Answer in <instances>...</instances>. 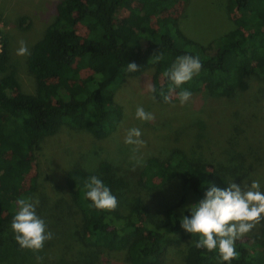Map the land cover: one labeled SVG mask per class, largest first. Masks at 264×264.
<instances>
[{
	"label": "trees",
	"instance_id": "obj_1",
	"mask_svg": "<svg viewBox=\"0 0 264 264\" xmlns=\"http://www.w3.org/2000/svg\"><path fill=\"white\" fill-rule=\"evenodd\" d=\"M185 1L59 0L55 20L33 44L27 59L37 81L34 94L21 89L17 69L10 64V38L0 29V232L18 210V199L36 197L40 186L36 175L30 177L46 138L66 127L98 139L119 130L123 108L117 94L128 78L154 69L151 85L155 98L163 103L160 90L169 94L170 86L172 101L184 89L192 95L206 92L237 100L255 84L264 85V0H228L234 27L208 43L191 37L181 26L177 9ZM22 21L28 24L29 18L23 16ZM157 55L163 58L155 61ZM181 55L198 56L202 68L175 88L164 72ZM132 62L138 71H127ZM86 70L89 74L84 75ZM232 128L218 138L219 144L198 148L196 136H210L205 127L188 135L190 148L173 146L120 173L107 161L97 170L68 169L64 182L78 209L82 242L98 250L125 252L130 264H165L168 249L187 242L192 243L186 264H264V228L237 239L238 258L225 262L218 251L197 249L193 242L199 234L180 224L182 215L190 216L185 206L202 199L208 187H227L230 180L223 168L241 169L248 146L239 128ZM92 175L116 196L115 210L90 206L84 183ZM175 179L181 181L183 195L167 209L165 220L154 216L142 195H131L134 186L153 189Z\"/></svg>",
	"mask_w": 264,
	"mask_h": 264
},
{
	"label": "rangeland",
	"instance_id": "obj_2",
	"mask_svg": "<svg viewBox=\"0 0 264 264\" xmlns=\"http://www.w3.org/2000/svg\"><path fill=\"white\" fill-rule=\"evenodd\" d=\"M58 1L0 0V29L10 38V64L17 69L25 93H36L37 81L28 68L27 59L33 44L44 36L47 26L55 20ZM177 13L185 32L203 43L234 27L228 0H187L178 7ZM23 16L29 18L28 24L22 21ZM21 40L28 47V55H17ZM153 72L154 69H149L139 77H130L119 88L117 99L123 108V121L110 137L98 139L87 131L66 127L43 141L30 178L37 176L40 187L35 197L39 199L36 211L45 220L53 238L38 252L23 249L14 238L11 220L0 232V264H130L125 252L98 250L82 242L78 209L72 204L64 182L66 171L72 167L97 170L107 161L112 162L120 173L137 165V161L142 163L149 156L161 154L173 146L190 148L188 135L205 127L209 128L210 136L197 135L198 148L219 144L222 141L218 138H224L234 129L232 126L239 128L248 146L247 155L242 158L241 169L223 168V171L230 181L242 187L258 180L264 191V85L255 84L253 90L237 100L210 97L206 92H200L193 94L183 105L178 98L163 103L153 99L155 95L149 90ZM87 74L89 71L86 70L84 75ZM138 106L154 114L155 118L151 121L137 119ZM133 127L141 130V139L146 142L135 152V146L124 142L127 130ZM214 162L217 167V161ZM138 194L147 200L157 219L165 220L167 209L181 200L183 187L181 181L175 179L153 189L134 186L131 195ZM263 228L264 220L242 237L260 233ZM191 243L170 247L165 264H186L185 255ZM38 256L42 258L40 261Z\"/></svg>",
	"mask_w": 264,
	"mask_h": 264
},
{
	"label": "clouds",
	"instance_id": "obj_3",
	"mask_svg": "<svg viewBox=\"0 0 264 264\" xmlns=\"http://www.w3.org/2000/svg\"><path fill=\"white\" fill-rule=\"evenodd\" d=\"M19 43L17 55H28L26 43L23 40ZM162 58V55H157L155 61ZM201 68L202 63L198 56L181 55L176 58L170 68L165 70L164 76L172 82L175 88H179L198 74ZM138 70L134 62L127 64L128 72ZM149 90L156 92L152 85H149ZM173 91L174 88L171 86L169 94H165L163 89L160 90L165 103L171 102ZM191 96L192 93L187 89L178 93V99L182 105L187 103ZM135 116L142 121H151L155 118L154 114L145 111L142 106L137 107ZM141 136L142 132L139 128H130L126 132L124 142L135 146L134 152L138 151L146 143ZM84 188L85 198L92 202L90 206L108 211L117 208L116 196L96 175L90 176L85 181ZM17 204L18 210L11 221L14 238L21 248L38 252L43 249L46 241L53 238V233L48 230L45 220L37 214L39 199L20 198ZM185 211H190V216L182 215L180 224L185 231L199 234L200 238L193 242L194 246L209 252L218 251L220 260L229 262L239 256L235 249V241L264 220V191H261L258 180L244 184L243 187L233 181H230L225 188L212 185L205 191L202 199L185 206ZM41 259L37 257L38 261Z\"/></svg>",
	"mask_w": 264,
	"mask_h": 264
},
{
	"label": "built area",
	"instance_id": "obj_4",
	"mask_svg": "<svg viewBox=\"0 0 264 264\" xmlns=\"http://www.w3.org/2000/svg\"><path fill=\"white\" fill-rule=\"evenodd\" d=\"M0 48H1V43H0Z\"/></svg>",
	"mask_w": 264,
	"mask_h": 264
}]
</instances>
